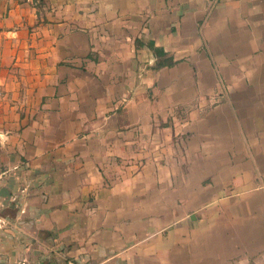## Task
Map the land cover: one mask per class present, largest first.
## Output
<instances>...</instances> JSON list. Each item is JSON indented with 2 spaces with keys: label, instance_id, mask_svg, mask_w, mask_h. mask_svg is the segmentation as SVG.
Listing matches in <instances>:
<instances>
[{
  "label": "crops",
  "instance_id": "0c3cea01",
  "mask_svg": "<svg viewBox=\"0 0 264 264\" xmlns=\"http://www.w3.org/2000/svg\"><path fill=\"white\" fill-rule=\"evenodd\" d=\"M50 263L264 264V0H0V264Z\"/></svg>",
  "mask_w": 264,
  "mask_h": 264
},
{
  "label": "trees",
  "instance_id": "16d2710c",
  "mask_svg": "<svg viewBox=\"0 0 264 264\" xmlns=\"http://www.w3.org/2000/svg\"><path fill=\"white\" fill-rule=\"evenodd\" d=\"M152 48L154 49L153 46H152ZM155 51L158 53L157 50H155ZM173 64H174L173 61H165V62H160V63L158 64V67H163V66H165V65L171 66V65H173Z\"/></svg>",
  "mask_w": 264,
  "mask_h": 264
},
{
  "label": "water",
  "instance_id": "95a60500",
  "mask_svg": "<svg viewBox=\"0 0 264 264\" xmlns=\"http://www.w3.org/2000/svg\"><path fill=\"white\" fill-rule=\"evenodd\" d=\"M50 264H56V263H50Z\"/></svg>",
  "mask_w": 264,
  "mask_h": 264
}]
</instances>
